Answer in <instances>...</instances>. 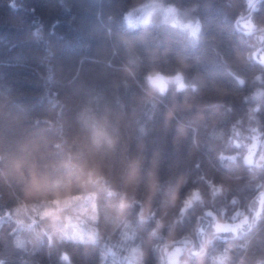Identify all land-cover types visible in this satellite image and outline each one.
Here are the masks:
<instances>
[{"label":"trees","instance_id":"16d2710c","mask_svg":"<svg viewBox=\"0 0 264 264\" xmlns=\"http://www.w3.org/2000/svg\"><path fill=\"white\" fill-rule=\"evenodd\" d=\"M158 1L176 6L186 17H199L203 24L200 42L189 41L186 34L162 24L159 15L152 26L129 27L124 14L143 0H0V154L6 158L24 156L55 179L69 170L64 165L71 152L79 157L73 164L88 160L110 173V184L127 191L132 204L125 213L131 221L127 229L123 223L116 227L117 214L107 209L113 223L107 227L101 224L103 238L95 246H49L47 236H42V240L16 248V237L27 239L29 234L14 232L17 225L5 212L26 199L24 186L15 180L5 183L0 176V259L5 264H63V251L70 254L72 264H101V252L106 256L104 264H129L125 257L137 245L145 252L144 264H161V257L166 264L164 247L169 241L174 242L173 248L188 236L192 243L184 248L199 250L212 233L213 217L197 223L205 209H211L217 217L223 210L224 218L232 221L237 210L247 212L249 202L264 191V171L259 172L258 179H252L256 170L250 172L243 164L246 149L235 148L228 141L231 136L250 144L249 137L255 135L252 128L264 133V96L251 99L257 90L264 91V82H254L258 73L264 79V67L250 59L242 60L252 51L251 38L234 27L236 15L245 7L244 0ZM258 7L255 18L264 23V2ZM125 66L134 68V77L123 71ZM153 68L168 75L184 71L187 81L199 86V95H173L170 91L151 99L144 77ZM229 68L246 78L244 87L227 74ZM69 69L81 85L79 96L71 100L63 86L70 78ZM245 96L249 97L246 102ZM220 103L223 107L212 106ZM81 104H87L99 117L119 118L118 130L113 129L119 137L114 149L90 151L84 147L89 133L76 120ZM257 105L260 110L252 111ZM237 120L241 121L236 125L239 136L232 129ZM220 132L224 133V142L213 138ZM60 141L64 143L57 148ZM34 144L39 145L38 150ZM220 151L240 156L235 164L229 160L221 163L217 159ZM134 158L141 159L145 173V182L135 191L125 188L121 179L127 160ZM153 164L161 190L149 207L146 173ZM6 170L5 162H0V172ZM236 176L242 179L237 181ZM207 179L223 182L231 191L214 203L206 202L203 208L196 205L178 219L181 202L191 189L200 187L206 201L210 199ZM172 192L179 197L174 208L170 204ZM233 197L236 204L231 203ZM117 200H102V215L103 205ZM142 211L146 217L143 221ZM161 220L164 227L152 236ZM201 225L205 239L197 231ZM124 232L134 239H123ZM229 244L237 245L232 252L234 264L242 256L249 264L264 258V219L259 230L247 236L220 233L208 249L209 257L224 252ZM189 255L185 252L180 258L185 260ZM189 264H197L196 258Z\"/></svg>","mask_w":264,"mask_h":264},{"label":"clouds","instance_id":"9594fccd","mask_svg":"<svg viewBox=\"0 0 264 264\" xmlns=\"http://www.w3.org/2000/svg\"><path fill=\"white\" fill-rule=\"evenodd\" d=\"M262 2L264 0H244L245 7L236 15L234 27L237 31H242L245 36L251 38L249 47L252 51L247 53L242 60L247 62L250 59L264 67V23L258 22L254 15L260 11L258 5ZM13 7H15L14 4ZM192 11H195V9H192ZM136 13L141 14L139 23L145 28L152 26L157 15L162 14V24H166L168 27L186 34L189 41L200 42L203 24L199 17H186L174 5L165 6L163 3L158 2V0H143V2L129 8L124 14V19L129 27L133 26V17ZM131 63L135 64V61ZM123 71L133 77L136 74L134 68L130 66H125ZM227 74L235 78L239 87L242 88L246 84V78L236 75L233 69L229 68ZM68 77L70 78H66V83L63 86L68 89V97L71 100L79 96L81 85L77 83V76L72 75L71 69L68 71ZM144 79L147 84V95L153 100L166 96L170 91H172L173 95L180 93L187 94L189 92L199 95L201 91L197 84L187 81L185 72L182 70L176 71L173 75H168L158 68H153L146 74ZM48 80L52 81L51 66H49ZM254 82H264L262 75L256 74ZM225 94L227 93L225 92ZM262 96H264V91L257 90L252 94L251 99L259 100ZM248 99L249 97H244L245 102ZM212 106L223 107V104L220 103ZM259 110V105L252 109V111L256 112ZM228 111H232L231 107L228 108ZM76 120L89 133L84 147L90 151H99L103 147L111 150L118 144L119 137L113 133V129L118 130V117L115 121L109 115L99 117L87 104H81L76 111ZM240 123L241 121L237 120L236 124L232 125L236 136L240 135V132L236 129V125ZM251 132L255 133V135L249 137L252 141L250 144L235 140L231 136L228 137V141L235 148L239 149L243 147L246 149L242 157L243 164L249 168L250 172L254 168L256 172L253 173L252 179H258L259 172L264 171V141L261 140V136H264V133H261L259 128H252ZM213 138L224 142V133L215 134ZM63 143L64 141H60L55 146L61 148ZM193 144L197 145L195 139L193 140ZM34 147L37 150L39 149L38 144H34ZM239 156V153L229 156L224 151H220L217 159L221 163L229 160L235 164ZM74 158L78 159L79 157L69 152L68 160L64 165L69 170L66 174L53 179L46 171L37 168L35 164L30 163L24 156L18 155L6 158L5 155L0 154V162H5L7 168L6 171L0 172V176L4 177L5 183L10 184L12 180H15L17 183L22 184L26 197V199L19 201L14 209L5 212V216L14 220L17 225V228L13 229L14 232L23 230L29 234L27 239L20 236L16 237L14 241L16 248H24L28 243L42 240V236H47L49 246H52L54 243L95 246L103 238L101 224L103 223L107 227L113 223V217L107 209H111L112 212L117 214L119 222L116 223V227H119L120 223H123L125 229L130 227L131 221H128L125 216L127 210L132 207V204L128 200L127 191H120L116 187H113L109 181L110 173L106 174L98 164L89 162L88 160L73 164ZM196 167L199 168V164ZM121 179L125 188H131L133 191L138 189L145 182V173L141 159L134 158L127 160ZM200 179L205 178L201 176ZM234 179L238 181L242 177L236 176ZM205 183L209 188L208 195L210 199L206 201L200 187L191 189L190 193L181 202L178 219H183L188 211L196 205H200L203 208L206 202L214 203L217 197L224 196L227 192L231 191V188L223 182L216 183L214 179H207ZM257 187H260V185L258 184ZM146 188V199L150 207L151 202L161 190V183L154 164L153 168L146 173ZM113 197H118V200L115 203L109 202L104 204L105 211L102 215V200H110ZM178 199V193L172 192L170 204L173 208L176 207ZM231 203H237L235 197H233ZM165 215H167V212ZM224 216L223 210L220 216L217 217L211 209H205L203 216L197 217V223L199 224V221L204 219V217H213L215 223L212 225V233L204 240L199 250H195L193 247H176L170 251L169 249L174 242L169 241L164 247L167 264H189V260L193 257L196 258L197 264H205L206 260L208 264H234L232 252L237 245L229 244L224 252L211 257H209L208 249L220 233L231 232L234 237L240 238L241 234L247 236L249 233H253L254 230H259L261 221L264 219V191H261L249 202L247 212L237 210L232 215L231 220L236 221L240 217L239 222L229 223ZM140 219L142 221L146 219L143 211ZM176 222L177 218H174L173 224ZM162 227H164V222L162 220L158 221L157 227L152 231L151 235L156 236L158 230ZM197 231L202 233L203 228H198ZM114 232L115 228H113ZM123 239H134V235L124 232ZM179 243L191 245L192 241L190 237L186 236ZM245 246L241 245V247ZM185 252L190 254L189 258L181 260L180 257ZM144 258L145 252L138 245L132 247L129 250V255L125 257L129 264H144ZM105 259V254L101 252V264H104ZM60 260L63 264H72V258L67 251L61 252ZM0 264H5V261L0 259ZM161 264H165L164 257H161ZM235 264H249V262L246 257L242 256ZM252 264H264V258H257Z\"/></svg>","mask_w":264,"mask_h":264},{"label":"rangeland","instance_id":"374dc122","mask_svg":"<svg viewBox=\"0 0 264 264\" xmlns=\"http://www.w3.org/2000/svg\"><path fill=\"white\" fill-rule=\"evenodd\" d=\"M160 2V1H158ZM162 3V2H161ZM164 4V3H163ZM165 6H167L168 4H164ZM160 16V18L162 17V14H158ZM141 16L140 13H136L135 16L133 17V26H137L139 25V17ZM127 23V22H126ZM241 219V218H239ZM239 219H237L236 221H228L229 223H237L239 222ZM215 222L212 223V225L214 224ZM200 228H203V232L201 233V236L203 239L206 238V235H205V228L203 225L200 226ZM213 230V229H212ZM226 233H231V232H226ZM176 247H185V245H176L174 246L173 248H170L169 250L171 251L172 249L176 248ZM166 264H167V258H166Z\"/></svg>","mask_w":264,"mask_h":264}]
</instances>
